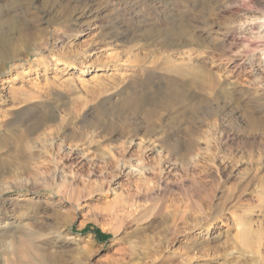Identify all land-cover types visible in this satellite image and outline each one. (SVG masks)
<instances>
[{"label":"rangeland","instance_id":"1","mask_svg":"<svg viewBox=\"0 0 264 264\" xmlns=\"http://www.w3.org/2000/svg\"><path fill=\"white\" fill-rule=\"evenodd\" d=\"M1 21L0 264H264V0H0ZM131 59L160 65L132 83ZM179 82L148 126L133 102Z\"/></svg>","mask_w":264,"mask_h":264},{"label":"bare ground","instance_id":"2","mask_svg":"<svg viewBox=\"0 0 264 264\" xmlns=\"http://www.w3.org/2000/svg\"><path fill=\"white\" fill-rule=\"evenodd\" d=\"M161 1V0H160ZM159 2V1H158ZM149 8H152L153 7V5L151 6V5H149L148 6ZM59 11V10H58ZM56 14V13H55ZM7 17V16H6ZM58 17H62V18H65L66 19V15L65 14H61V16H58ZM12 18V17H11ZM14 19V18H13ZM55 19H56V17H55ZM19 20V19H18ZM3 21V20H2ZM2 21L0 22V24H2ZM5 21V20H4ZM14 21H16V19L14 20ZM6 22H8V19L6 20ZM18 22H20V21H18ZM66 22V21H65ZM64 23V22H63ZM69 23V22H68ZM5 24H7V23H5ZM17 24V22H15V25ZM3 25V24H2ZM2 25H0V26H2ZM9 25V24H8ZM11 25V24H10ZM14 25V24H13ZM69 25V24H68ZM67 25V26H68ZM87 25V24H86ZM62 26V25H61ZM67 26H64V28H63V30H62V32H64V33H66L67 32V30H69L68 29V27ZM58 28H59V26H58ZM61 28V27H60ZM25 29V28H24ZM35 29V28H34ZM33 29V30H34ZM13 30V29H12ZM31 30V29H30ZM60 30V29H59ZM19 31V30H18ZM35 31V30H34ZM56 31V30H55ZM9 32H11V31H9ZM69 32V31H68ZM81 33H82V31H78V35H81ZM6 35H8V33L6 34ZM17 38H15L16 39V41L17 42H20L19 43V45L20 44H22V43H29V41H31V40H33V39H36V38H34V33H24V32H17ZM55 35H56V37H59L60 38V36H59V32L57 31L56 33H55ZM16 36V35H15ZM7 38V37H6ZM57 39V38H56ZM5 40V39H4ZM12 40V39H11ZM40 40H41V38H40ZM43 41H45V39L43 40ZM15 42V41H14ZM13 42V43H14ZM47 42V41H46ZM12 43V42H11ZM16 43V42H15ZM14 43V44H15ZM34 43V42H33ZM13 44V46H12V48H11V52H13V53H15V54H18L20 51H19V45H18V43L17 44H15L14 45ZM8 45V44H7ZM35 45V44H34ZM45 45V44H44ZM27 46V45H26ZM29 46V45H28ZM163 46L165 47V48H169V46H171V44L170 43H167V44H165V43H163ZM23 47V46H22ZM21 48V47H20ZM24 48V47H23ZM10 49V48H9ZM27 50V49H26ZM169 50V49H168ZM166 51V50H165ZM91 51H84V52H82L81 53V55H82V57L80 58V62L77 64H72L70 67H71V69H72V71L73 72H76V71H80L81 69H84V67L82 66V64H83V59L85 58V57H87V56H89V55H91ZM167 53V52H166ZM165 53V54H166ZM171 53V52H170ZM9 54V53H8ZM164 54V53H163ZM164 54V55H165ZM13 55V54H12ZM27 55V54H26ZM163 55V56H164ZM200 55V54H199ZM199 55L198 54H196V55H193V54H187L186 55V58H183L181 55H180V58L176 55V56H174V57H172V55L171 54H167V56L166 57H164V61H165V63H166V66L165 67H163V68H161V70L162 71H165L164 73L165 74H167V73H174V74H178V72H177V70H176V65L178 64V63H181V64H183V65H191V67L193 68V69H198L199 67V64L196 62V60H198L199 58ZM19 57V56H18ZM21 57V56H20ZM24 57V56H23ZM162 57V56H161ZM141 59H143V58H141ZM116 62L117 60H119V59H117V58H114V59H112V58H110L109 59V61L107 62V64H103V65H101V64H98V65H95V67H94V65H91L90 67L92 68V67H94V69H96V72H102V71H107V68H108V63H110V62ZM116 60V61H115ZM130 62V61H132L131 63H130V66H134V67H140V68H142V70H139V72L137 71V70H134V71H132V74L130 75V78H128V80L127 81H129L130 80V82H135V80H137L136 78L138 77V79H139V77H141V78H143V76H147V74L149 73L150 74V77H151V75H152V73L154 72V74H155V70L157 69V68H159V62L157 61V60H152L149 64H150V66H145V65H143L142 64V62L141 61H139V60H137V59H135V60H127V62ZM177 61H178V63H177ZM51 62V61H50ZM36 63L37 64H39V61H36ZM46 63V62H45ZM143 63H146L145 61L143 62ZM148 64V65H149ZM114 65V64H113ZM45 66V65H44ZM179 66V65H178ZM66 67V66H65ZM137 69V68H136ZM123 75H124V73H123ZM149 76V75H148ZM163 76H165L164 74H163ZM168 76V75H167ZM152 78V77H151ZM122 79L123 80H125L126 78L123 76L122 77ZM122 80V81H123ZM148 80H149V78H148ZM126 81V82H127ZM150 81H152V80H150ZM122 83V82H121ZM120 83V84H121ZM128 83V82H127ZM180 83V84H179ZM178 84H176V86L174 87V88H176V89H174V91L173 92H171V93H169V92H165V93H163V94H159V96H153L154 95V93H153V95L152 94H150L149 96H147V99L146 98H144V99H141V98H139V97H137L136 98V100L133 102V104H134V107L136 108V111L137 110H142V112H143V115H144V119H145V121H146V123H147V125L148 126H152V124H153V122H155L154 121V118L156 117V110L157 109H165V108H167V107H169L172 103H174L175 101H177V100H179L180 98L182 99L184 96L186 97V95H187V93H185L184 92V85L181 83V82H179ZM126 84V83H125ZM114 85L116 86V84L114 83ZM118 85V84H117ZM119 86V85H118ZM105 90V89H104ZM107 90V89H106ZM137 93V92H136ZM156 95V94H155ZM189 96V95H188ZM181 101V100H180ZM149 103L150 104V106L152 107V109H141V108H144L143 107V105L145 104V103ZM150 107V108H151ZM140 112V111H139ZM261 198V200H264V193H263V195L262 196H260ZM213 221V220H212ZM212 226V225H211ZM2 227H1V224H0V229H1ZM5 233V232H4ZM5 235V234H4ZM41 260H42V258H41ZM45 260V259H44ZM42 262V261H41ZM41 264V263H40Z\"/></svg>","mask_w":264,"mask_h":264},{"label":"trees","instance_id":"3","mask_svg":"<svg viewBox=\"0 0 264 264\" xmlns=\"http://www.w3.org/2000/svg\"><path fill=\"white\" fill-rule=\"evenodd\" d=\"M98 235L100 236V234L98 233Z\"/></svg>","mask_w":264,"mask_h":264}]
</instances>
